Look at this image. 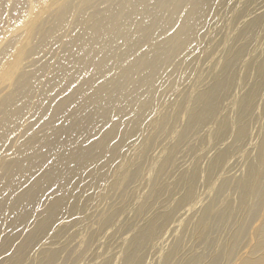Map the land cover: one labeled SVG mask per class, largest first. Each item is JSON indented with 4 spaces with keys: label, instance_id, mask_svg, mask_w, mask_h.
Segmentation results:
<instances>
[{
    "label": "bare ground",
    "instance_id": "1",
    "mask_svg": "<svg viewBox=\"0 0 264 264\" xmlns=\"http://www.w3.org/2000/svg\"><path fill=\"white\" fill-rule=\"evenodd\" d=\"M223 1L12 0L8 19L14 23L8 27L4 22L8 15L4 17L6 0H0V33H3L0 37V264H54L61 251L54 245L58 242L54 239L70 228L77 204L83 203L82 199L78 201L84 194L81 191L99 186L107 171L118 164L112 180L109 178L111 188L116 187L120 177L126 178V165H135L137 156L121 155L122 142L129 139L130 143H138L145 125L155 121L159 123L158 130H163L171 119H180L181 108L161 115L163 107H154L162 95L169 96L177 89V85L170 84L171 75L200 48L204 34L201 29L218 7H223L219 6ZM251 1H256V6ZM243 15L245 19L241 22ZM233 18L239 22L234 23L232 41L219 72L211 77L212 83L205 89L200 87L203 90L199 95L195 93L198 97L185 110L186 120L177 138L165 148L168 152L159 151L167 152L153 167L157 173L155 179L159 176L161 183L153 184L145 199L135 203L136 219H133L139 218L135 221L138 230L131 235L125 249L108 248L110 256L92 264H109L114 250L124 255L122 264H149L146 260H155L158 255V264L199 263L180 256L183 231L190 227L205 232L211 229L209 223L216 226L215 221L219 225L216 229L229 231L224 240L223 235L213 238L214 250L212 247L209 261L203 264H220L222 260L226 264H264V41L258 40L259 33L264 36V0H245ZM252 69L258 76L242 92L239 76L247 75ZM225 99H231V108L223 107ZM259 101L262 107L257 109ZM229 110L232 117L224 120L222 117H230L226 115ZM252 120L258 121L259 126L253 127ZM215 124L220 128L217 133L225 138L230 132L227 145L239 148L240 153L232 157L229 146L219 148L217 144L223 141H217L218 148L205 167H201L197 156L176 173L178 184L183 186L179 198H171L165 205L156 207L160 196H170L172 191L166 185L168 182H163V173H172V168L176 172L181 164L169 168L171 158L181 155L188 135L211 134ZM144 140L141 139L142 145L146 143ZM198 151L208 153L201 148ZM240 161L245 172L228 175L231 167ZM134 167L130 181L139 183L140 178L145 181L140 164ZM208 180H214L216 197L208 195L212 185L210 189L205 186L202 192L199 189L198 193L194 192L195 186L208 185ZM94 189L95 196H100L98 188ZM204 194L206 197L202 199L200 195ZM199 204L203 207L194 219L189 214ZM111 207L100 215L99 228L110 226L112 218L126 203L120 209ZM179 212L184 215L177 219ZM210 217L215 218L214 222H209ZM174 230L179 231L178 237L171 236L173 233L169 236ZM195 234L193 239L197 241L201 235ZM67 235L75 236L68 232ZM162 245H165L163 254ZM146 248L149 256L142 258ZM34 254L39 256L38 260L30 256Z\"/></svg>",
    "mask_w": 264,
    "mask_h": 264
},
{
    "label": "rangeland",
    "instance_id": "2",
    "mask_svg": "<svg viewBox=\"0 0 264 264\" xmlns=\"http://www.w3.org/2000/svg\"><path fill=\"white\" fill-rule=\"evenodd\" d=\"M12 3V0H6V5H5V11H4V17L6 16V14H8L7 15V17L6 18H4V22H5V24H6V26H8V27H11L12 25H10V23L11 22H13L14 23V21L13 20H10L9 21V11H10V7H11V4L10 3ZM252 2V1H251ZM9 3V4H8ZM244 3H245V0H224L221 4H219V6H223V7H218V9L211 15V17H210V19H208L207 20V22H205V24L203 25V27H202V29H201V31L202 32H204V34H203V36H202V39H201V46H200V48L199 49H195L193 52H192V56L193 57H190V58H188L187 59V61H186V63H184V64H182V66H180V68L178 69V70H176L172 75H171V82H170V84H175L174 86H176L177 85V89H179V90H175L173 93H171V92H169V93H171L169 96H166V95H168V93H165V95H162V97H161V99H160V101L158 102V104L160 103L161 105L162 104H164L165 106H161V105H158L157 104V106L156 107H154V108H162L163 107V109L161 110V115H167V114H169L172 110L174 111L175 109H178V110H181L182 109V111L183 112H181V111H179V118L180 119H178V120H170L169 121V124H167L164 128H162L163 130H158V125H159V123H157L158 121H155L156 122V124H154L155 122H153V123H151L152 125H145L146 123V121L144 122V125H145V128H144V132L145 133H143V136H142V138H143V140L146 142V143H144L143 145L141 144V139H139V140H137V142L138 143H136L135 144V142H133V143H130L129 141V139H127L126 141H123L122 143L123 144H121L122 146H121V155L124 157V158H127V156L128 157H131L132 155H134V156H137L136 158H135V165L134 166H136V164H140V166L142 167V171H143V175L145 174V181H140L141 180V178L139 179V183H138V181L135 183L134 182V180H131L130 181V178H129V175L131 174V172H132V174L134 173V166L133 167H127V165H126V169H127V171H126V178L123 180V178L122 177H120L118 180H117V186L116 187H112L111 188V185L112 184H110L111 183V181L110 180H112V178H113V176H114V172L116 171V167H117V165L115 164V163H118L119 162V160H120V158H121V156L120 157H118L117 159H116V161H115V163H114V165L113 166H115V168L114 167H111L110 168V170H108L107 171V175H106V177H105V179L104 178H102V180H100L99 181V186H93V187H88V188H85V189H83L81 192H84V194L82 195V196H80V197H78V201L79 200H81L82 199V204H80V203H78L77 205H79V206H76V211L73 213V221L69 224V229L68 230H70L71 232H69L68 230L67 231H64L63 233H59L60 232V229H59V231H57V236L55 237V239L54 240H56L57 239V241L59 242H57L56 244H54V245H56V248L57 249H59V248H61V251H60V254H62V255H60L59 254V256H58V258L59 259H57V261H55V263L54 264H60V262H61V264L63 263V264H85L86 262V264H89L90 262H91V264H92V262L93 261H96V262H99L100 261V259L101 258H107V256H110V254H107L108 252V248H112V247H115V248H122V249H125L126 248V244L127 243H129L128 241H129V239H131V235H133L134 233H135V231L136 230H138V229H136L135 228V226L137 225V224H135V221H136V223H137V220L139 219V218H137V220H134V219H136V218H134V210H135V203H138V202H141V201H143L144 199H145V197L147 196V193L149 192L150 193V191H151V189H152V186H153V184H160L161 182H158V181H160L159 179V176H158V179H155L156 177H157V173H156V171H155V169L153 168L154 167V165L157 163V162H159V160H161V158L162 157H164V155L168 152L165 148H167L168 149V147H170V143L169 142H171L172 140H175L176 138H177V136H178V134H179V132H180V130H181V128H182V126H183V124H184V122H185V120H186V115H187V111L192 107V105H193V102L195 101V99L198 97V95L200 94L199 92L201 91V90H203V89H205L206 87H207V85H210L211 83H212V78L211 77H213L215 74H217L218 72H219V70H220V67H221V65H222V63H223V57H225V55H226V52H227V50H228V48L230 47V44H231V42H230V40L232 41V32H233V29H234V27L233 26H235V24L234 23H238L240 20H241V22H243L244 21V19H245V15H243L242 17H241V19H239V21H237V19H235V21H233L234 20V18H233V16L235 15L236 16V14H237V12L244 6ZM255 3H256V1L255 2H252V5L253 6H256L255 5ZM237 5V6H236ZM235 6V7H234ZM242 6V7H241ZM225 11V12H224ZM230 11V12H229ZM229 13V14H228ZM234 14V15H233ZM231 15V16H230ZM233 18V19H232ZM20 20V19H19ZM15 21H18V20H15ZM8 22V23H7ZM240 22V23H241ZM13 23H11V24H13ZM16 23H18V22H16ZM15 23V24H16ZM8 24V25H7ZM10 25V26H9ZM3 33H0V37H1V35H2ZM2 37H3V35H2ZM1 37V38H2ZM226 38H227V40H226ZM258 40H261V42H263L264 41V36L263 37H261V34L259 33L258 34ZM263 40V41H262ZM225 44H227V45H225ZM202 45H203V47H202ZM205 50H204V49ZM223 49V50H222ZM201 50H203L201 53H200V51ZM221 50V51H220ZM197 51V52H196ZM220 53H224V55L223 54H220ZM196 58V59H195ZM189 64V65H188ZM185 65H187V66H185ZM191 65V66H190ZM184 67V68H183ZM183 68V69H182ZM189 68V69H188ZM192 69V70H191ZM188 71V72H187ZM184 72V73H183ZM181 73V74H180ZM252 73V74H251ZM177 75H178V77L179 78H177ZM181 75V76H180ZM242 76V77H241ZM254 76V77H253ZM258 75H257V72H256V70H254V69H252V70H250L248 73H247V75L246 74H240V76H239V79H240V81L241 82H243V83H241V82H239V86H240V90L242 91V92H245V89H246V91H247V89H248V87H249V85H251V83L254 81V79H256V77H257ZM251 80H249V79ZM253 78V79H252ZM174 79V80H173ZM177 79V80H176ZM250 81V82H249ZM178 84H177V83ZM203 82V83H202ZM205 82V83H204ZM211 82V83H210ZM209 83V84H208ZM169 84V85H170ZM202 86H204V88L202 87ZM203 88V89H201V88ZM244 91H243V90ZM183 90V91H182ZM178 91V92H177ZM198 93V95H196V94ZM193 96V97H192ZM195 96H197V97H195ZM166 97V98H165ZM171 97V98H170ZM191 98V99H190ZM166 99V100H165ZM183 99V100H182ZM238 100V98L235 100V102ZM171 101V102H170ZM192 101V102H191ZM231 101V99H225V100H223L222 101V105H223V107H228V109L229 108H231V106H232V103L230 102ZM176 103V104H175ZM187 104V105H186ZM191 105V106H189V105ZM259 104V105H258ZM159 106V107H158ZM170 106V107H169ZM258 106H260V107H258ZM170 109H169V108ZM186 109H185V108ZM187 107H188V109H187ZM190 107V108H189ZM262 106H261V102L259 101V102H257L256 103V108L257 109H260ZM153 108V109H154ZM166 108V109H165ZM181 108V109H180ZM164 110V111H163ZM171 110V111H170ZM185 110H187L186 112H185ZM163 111V112H162ZM150 112V111H149ZM181 112V113H180ZM147 113V112H146ZM185 115V116H184ZM226 115H228V116H230V117H222V118H225L224 120H227L228 118H231L232 117V114H231V111L229 110L227 113H226ZM184 117V118H183ZM227 118V119H226ZM185 119V120H184ZM219 119H221V117H219ZM183 120H184V122H183ZM223 120V119H222ZM253 121V120H252ZM175 122V123H174ZM252 124V126L254 125V126H259V122L258 121H253V122H251ZM153 124H154V127H153ZM177 126H176V125ZM181 124V125H180ZM219 124V123H218ZM218 124H215V125H213L212 127H215V128H212V132H211V134H206V133H204V132H200V133H197V134H190V135H188L187 136V142H185V145H183V147H182V153H181V155L179 154V156L178 155H176V156H171V157H176V158H174V160L171 158V160L174 162V161H176V165L173 163V164H171L172 163V161H171V163H170V165L168 164V166H169V168L170 167H177L178 165H179V163H181L179 166H178V168H176V170L177 169H179V170H177L176 172H174L175 170V168L173 169L172 168V170H170V171H172V173L171 172H169L168 170V172H166V174L165 173H163L164 175H165V178H163L164 176L162 175V180H163V182L164 183H167L166 185H168V187H169V190H172L171 192H170V196H168V195H166L167 196V200H166V196L164 197V195H162V196H160V198H159V200L161 199V200H163V201H159L158 200V202H160V203H158L157 202V204H156V207H159V206H162V205H165V203H167V202H169V201H171L172 199L173 200H176L177 198H179V195H181V192H182V187L183 186H181L182 184L181 183H179L178 184V182H177V180H176V176H177V174L182 170V169H184V167H186V165L189 163V162H191L192 160H193V158L194 157H197L198 156V158H199V161H201V162H199V164H201V167H205L207 164H206V161H207V163L209 162V160H210V156H212V155H214V153H215V150H217V148L219 147L220 148V145H221V147H223V148H227L228 146V148L229 149H231V150H229L228 148V151H230L229 152V155H231L232 157L234 156V158H235V156H237L236 154H239L240 153V150H239V148H235V147H233V146H231L230 147V145H227V142L229 141L228 139H229V137L231 136L230 135V132L228 133H226L227 135H228V137H226L227 138V140H226V138L224 137V135H222V134H220V132L219 133H217L218 132V130L220 129L219 128V125ZM156 125V126H155ZM218 125V126H217ZM152 126V127H151ZM253 126V127H254ZM156 127H157V129H156ZM155 128V129H154ZM172 128V129H171ZM153 129V130H152ZM176 129V130H175ZM156 130V131H155ZM153 131V132H152ZM155 131V132H154ZM159 131H161V132H159ZM173 131V132H172ZM159 132V133H158ZM203 133H204V135H203ZM218 134V135H217ZM173 135V136H172ZM226 135V136H227ZM190 136H195V138H190ZM198 136V137H197ZM208 136H210V137H208ZM254 136H255V134H254ZM168 139L167 141H166V138ZM200 137V138H199ZM203 137V138H202ZM222 139H220V138ZM256 138H257V136H255ZM190 140H189V139ZM217 138V139H216ZM223 138H224V140H223ZM195 139V141H193ZM204 139V140H203ZM213 140H214V142H213ZM226 140V141H225ZM154 141V142H153ZM189 141H191V143H190V145H188L189 144ZM217 141H219V142H221V141H223V142H221L220 144L217 142ZM212 142V143H211ZM216 142V143H215ZM226 142V143H225ZM256 143H258V140H256L255 141ZM147 143H149V145L147 144ZM164 143H166V144H164ZM218 143V144H217ZM224 143V144H223ZM255 143V145H257ZM141 144V145H140ZM213 144H215V147H214V145ZM216 144H217V146H216ZM222 144H223V146H222ZM134 145V146H133ZM169 145V146H168ZM131 146V147H130ZM139 146H141V147H139ZM167 146V147H166ZM212 146V147H211ZM226 146V147H225ZM130 147V148H129ZM160 147V148H159ZM185 147H186V149H185ZM232 147H233V149H232ZM157 148H158V153H157ZM200 148L203 150V151H206L207 150V152L208 153H206V154H203V153H201L200 151H198V150H200ZM215 148V149H214ZM129 149H131V150H129ZM162 149H165V150H163V152H159V151H162ZM205 149V150H204ZM123 150V151H122ZM136 150V151H135ZM233 150V151H232ZM234 152V153H233ZM196 153V154H195ZM198 153V154H197ZM211 155H210V154ZM147 154V155H146ZM164 154V155H163ZM202 154V155H201ZM209 156H208V155ZM147 156V158H146V161L143 159L144 158V156ZM189 155H190V157H189ZM119 156V155H118ZM126 156V157H125ZM151 158H150V157ZM158 156V157H157ZM200 156V157H199ZM201 156H202V158H201ZM207 156V157H206ZM184 157V158H183ZM210 157V158H209ZM132 158H134V157H132ZM182 158V159H181ZM207 158V159H206ZM209 158V159H208ZM229 158L230 157H228L227 159L229 160ZM143 159V160H142ZM202 159V160H201ZM226 159V160H227ZM204 161V162H203ZM141 162H142V164H141ZM145 162V163H144ZM148 162V163H147ZM144 163V164H143ZM240 163V164H239ZM144 165V166H143ZM175 165V166H174ZM238 165V166H237ZM232 168H233V170H232ZM245 166L243 165V161H240V162H237V163H235L232 167H231V169L229 170L230 172H229V174L228 175H230V174H232V175H238V174H241V173H244L245 172ZM114 169H115V171H114ZM152 169H154V170H152ZM243 169H244V171H243ZM152 170V171H151ZM110 171L112 172V173H110ZM179 171V172H178ZM243 171V172H242ZM178 172V173H177ZM237 172V173H236ZM156 173V174H155ZM177 173V174H176ZM222 173H223V171H222ZM112 174V175H111ZM151 174V175H150ZM174 175V176H172V175ZM156 176V177H155ZM174 178H172V177ZM154 177V178H153ZM109 178H110V180H109ZM129 178V179H128ZM170 178V179H169ZM106 180V181H104V180ZM151 179H153V180H151ZM169 179V180H168ZM209 179H211V178H209ZM108 180H109V182H108ZM149 180L152 182V181H156L155 183L154 182H152V184H151V182L150 183H148L149 182ZM161 180V181H162ZM171 180V182L169 183V181ZM175 181H176V183H175ZM212 181V182H211ZM105 182H107L106 183V185L104 184ZM128 182H129V184H128ZM132 182V183H131ZM143 182H144V184H143ZM162 182V183H163ZM211 182V183H210ZM210 182H209V180L206 182V184H208V185H205V183L203 184V183H200L199 185H197V186H195L194 187V192H196L197 191V193H198V189H199V192L201 191H203V189L205 188V186H206V188L207 189H210V187H211V185H212V189L209 191V194L208 195H210L211 197H216V185H213L214 184V180H210ZM173 183H174V185H176L177 187H178V185H179V189L178 188H176V186H174L173 185ZM108 184V185H107ZM109 184H110V186H109ZM149 184H151L150 186H149ZM178 184V185H177ZM142 185V186H141ZM201 185H203V187L201 186ZM108 186H109V188H108ZM208 186V187H207ZM94 187L97 189L98 188V190L102 193H100V196H95V193H96V190L94 189ZM102 188V191H101V188ZM181 187V188H180ZM197 188V189H196ZM203 188V189H202ZM205 188V189H206ZM139 189V190H138ZM176 189V190H175ZM201 189V190H200ZM204 189V190H205ZM86 190V191H85ZM196 190V191H195ZM89 191V192H88ZM93 191V192H92ZM92 192V193H91ZM148 193V194H149ZM215 193V194H214ZM179 194V195H178ZM85 195V196H84ZM93 195H94V197H93ZM103 195V196H102ZM172 195H174V196H172ZM214 195V196H213ZM201 196V198L203 199L204 197H206L205 196V194L204 195H200ZM209 196V197H210ZM86 197V198H85ZM96 197L97 198H99V199H96ZM169 197V198H168ZM101 198V199H100ZM127 198H128V200H127ZM172 198V199H171ZM77 199V198H76ZM125 199H126V201H125ZM85 200H87V202L85 201ZM89 200V201H88ZM94 200V201H93ZM96 200V201H95ZM84 201L86 202V203H84ZM100 201V202H99ZM165 202V203H164ZM92 203V204H91ZM100 205H98V204ZM125 203H126V207H123L124 209H121V211H119V213L118 214H116L113 218H112V220H113V222H112V220H111V223H110V226L112 227H110V226H106V227H104V228H99V226H98V220H99V218H100V215L101 214H104V213H106L107 211L106 210H108V208H110L111 206L112 207H117L118 206V208L119 207H121V206H123V205H125ZM94 204V205H93ZM134 204V205H133ZM80 205H82L81 207H80ZM96 205V206H95ZM128 205V206H127ZM202 204H199V205H197V206H195V211L192 213V215H190L189 214V216H194L193 218L195 219L197 216H199V214H200V212H201V209H202V207H203V205L201 206ZM90 206V207H89ZM133 208H132V207ZM91 207H93V208H91ZM111 207V208H112ZM93 209V210H91V209ZM102 208V209H101ZM128 208V209H127ZM196 208H197V210H196ZM95 209V210H94ZM97 209V210H96ZM120 209V208H119ZM131 209V212L129 211ZM132 209H133V211H132ZM87 210V211H86ZM90 210V211H89ZM100 210V211H99ZM124 211V213H122ZM127 211V212H126ZM129 211V212H128ZM133 212V213H132ZM199 212V213H198ZM93 213V214H92ZM197 213V214H196ZM77 214V215H76ZM184 215V213L183 212H179V216H176L177 217V219H180V218H182L183 217V215ZM127 215H129L130 216V218H129V216H127ZM82 216V217H81ZM84 216L85 217H87L86 219L84 218ZM123 216V217H122ZM80 217V218H79ZM89 217V218H88ZM175 217V218H176ZM78 218V219H77ZM134 218V219H133ZM174 218V219H175ZM189 218V217H188ZM192 218V219H193ZM85 219V220H84ZM125 219V220H124ZM133 219V220H132ZM211 219V220H210ZM213 219H215V218H213V217H210L208 220H209V222L210 221H212V222H214V220ZM76 220H78V221H76ZM85 222H84V221ZM115 220H117V221H115ZM124 220V221H123ZM127 220V221H126ZM132 221H134V223L132 222ZM193 221V220H192ZM73 222H74V224H73ZM78 222V223H77ZM80 222H81V224H80ZM83 222H84V224H83ZM116 222V223H115ZM128 222V223H127ZM132 222V223H131ZM211 222V223H212ZM75 223H77V224H79V225H77V224H75ZM114 223V224H113ZM120 223V224H119ZM125 224V226L123 225V224ZM130 223V224H129ZM214 223H216L215 225L216 226H214V227H212L214 224L212 223V224H210L209 223V226L211 227V229H208L207 231H205V232H200L199 230H193V229H191L190 227H188V229L186 228V230H184L183 231V236L185 235V237H183L184 238V243H183V247H182V253L180 254V256L181 257H184V256H186V257H189V258H191L192 260H193V262L195 263V259L197 260V261H199V263L197 262V263H195V264H203L204 262L203 261H209V259H210V255H211V252H213V250H214V244L212 245V240H213V238H216V237H220L221 235H223L225 238H223V237H221L223 240L224 239H226V236H227V233H228V228H224V229H220L219 228V230L218 229H216V227H219V225L217 226V222L215 221ZM73 224V225H72ZM88 224V225H87ZM92 224V225H91ZM122 224V225H121ZM129 226H128V225ZM133 224V225H132ZM91 225V226H90ZM212 225V226H211ZM123 226V227H122ZM126 226H128V228L126 227ZM133 226V227H132ZM138 226V225H137ZM71 227H73V229L71 228ZM74 227H75V229H74ZM90 227L93 229H90ZM96 227V228H95ZM107 227H109V228H107ZM115 227V228H114ZM134 229V230H132V228ZM89 228V229H88ZM98 228V229H97ZM121 228V229H120ZM124 228H126V230L124 229ZM216 229L215 231H214V229ZM81 229V230H80ZM94 229H95V231H94ZM113 229V230H112ZM118 229V230H117ZM123 229V230H122ZM192 230V232H191V230ZM84 230V231H83ZM108 230V231H107ZM129 230H130V232H129ZM189 230H190V232H189ZM212 232H211V231ZM75 231V232H74ZM134 231V232H133ZM175 231V230H174ZM169 232V236L171 235V233H173L171 236H175V237H178V234H179V231L177 232V231H175V232ZM187 231V232H186ZM219 231V232H218ZM66 232V233H65ZM67 232L68 233H74V237H72L73 238V240H72V238H68L69 237V235H67ZM78 232V233H77ZM119 232H122L121 234L119 233ZM185 232H186V234H185ZM188 232H189V234H188ZM197 232V234H199V236H200V239L199 240H197V241H194V236L196 235L195 233ZM210 233L209 235H210V237H209V235H208V233ZM225 232V233H224ZM65 233V234H64ZM76 233V234H75ZM84 233V234H83ZM201 233V234H200ZM207 233V234H206ZM212 233H216V235H214V234H212ZM80 234V235H79ZM90 234H92V235H90ZM100 234V235H99ZM217 234L219 235V236H217ZM65 235H67V236H65ZM76 235H78V236H76ZM90 235V236H89ZM95 235V236H94ZM103 235V236H102ZM123 235V236H122ZM191 237H190V236ZM194 235V236H193ZM80 236V237H79ZM86 236V237H85ZM97 236V237H96ZM64 237V238H63ZM78 237V238H77ZM112 237V238H111ZM174 237V238H175ZM60 238V239H59ZM94 239V241H92L93 239ZM102 238V239H101ZM191 238V239H190ZM208 238H209V240H208ZM65 239H67V240H65ZM71 239V240H70ZM81 239V240H80ZM85 239H86V242L84 243V241H85ZM193 239V240H192ZM83 240V241H82ZM206 240V241H205ZM68 241V243H66ZM78 241H80V242H78ZM99 241V242H98ZM112 241V242H111ZM217 241H218V239H217ZM219 241H220V238H219ZM63 242H65V244H63ZM94 242V243H93ZM210 244H209V243ZM61 243V244H60ZM73 243V244H72ZM92 243V244H91ZM97 243H100V245H98L97 246ZM151 243H152V241H151ZM59 244V245H58ZM125 244V245H124ZM63 245V246H62ZM67 245V246H66ZM118 245V246H117ZM124 245V246H123ZM58 246V247H57ZM60 246V247H59ZM111 246V247H110ZM209 246H211V247H209ZM63 247V248H62ZM74 247V248H73ZM93 247V248H92ZM96 247V248H95ZM212 247H213V250H212ZM161 248V253L163 254L164 252H165V245H162V247H160ZM190 248V249H189ZM209 248V249H208ZM63 249V250H62ZM68 249V250H67ZM94 249V250H93ZM184 249V250H183ZM66 250V252H63V251H65ZM146 251H143L144 253H142V258H145L146 257V255H147V257L149 256V251H148V249L146 248L145 249ZM190 250H191V252L193 253V251H194V253H193V255H192V253L190 252ZM186 251V252H185ZM208 251H210V252H208ZM63 252V253H62ZM104 252V253H103ZM189 252V254H187ZM208 252V253H207ZM184 253H185V255H184ZM196 253L198 254V256L196 255ZM145 254V255H144ZM206 254V255H205ZM183 255V256H182ZM203 255H205V256H207L208 257V255H209V257L207 258V257H204ZM30 256H32V258L34 259V260H38V258H39V256L37 255V254H34V255H30ZM35 256V257H34ZM113 256H114V258H113ZM116 256V257H115ZM119 256V257H118ZM191 256V257H190ZM196 256L197 257H199L198 259L196 258ZM201 256H202V259H201ZM146 257V258H147ZM193 257V258H192ZM80 258V259H79ZM123 258H124V255L122 254H119V252H117V250H114L113 251V255H111V257H110V262H109V264L111 263V264H122L123 263ZM79 259V260H78ZM159 255L157 256V259H155V260H150V259H147L146 261H147V263L149 262V264H158L159 263ZM61 260V261H60ZM63 260V261H62ZM111 260L113 261V263L111 262ZM115 260V261H114ZM122 260V261H121ZM202 260V261H201ZM60 261V262H59ZM121 261V262H120ZM224 260H222V262L220 263V264H223L224 262H223ZM224 264H226V263H224Z\"/></svg>",
    "mask_w": 264,
    "mask_h": 264
}]
</instances>
